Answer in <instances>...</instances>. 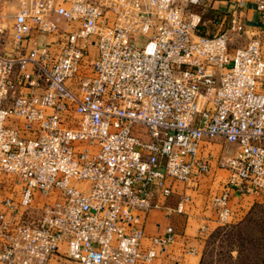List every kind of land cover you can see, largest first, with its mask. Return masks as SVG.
<instances>
[{
    "label": "built area",
    "instance_id": "built-area-1",
    "mask_svg": "<svg viewBox=\"0 0 264 264\" xmlns=\"http://www.w3.org/2000/svg\"><path fill=\"white\" fill-rule=\"evenodd\" d=\"M211 1L0 0V264H152L178 234L148 216L212 173L218 137V222L231 188L264 203L262 40L233 46L242 5L201 35Z\"/></svg>",
    "mask_w": 264,
    "mask_h": 264
},
{
    "label": "crops",
    "instance_id": "crops-1",
    "mask_svg": "<svg viewBox=\"0 0 264 264\" xmlns=\"http://www.w3.org/2000/svg\"><path fill=\"white\" fill-rule=\"evenodd\" d=\"M242 5V15L246 25L245 32L241 35L235 34L234 37H242V41L247 43L253 36L257 35L262 40L264 48V17L257 9L254 0H213L209 7L200 10L202 12L203 24L199 33L201 35L212 36L226 30L230 26V21L235 10ZM16 6V1L12 2L11 10ZM7 8V7H6ZM10 9V8H9ZM243 44V43H242ZM236 44H233L235 46ZM241 45V44H240ZM214 145L220 146L223 150V143H226L223 137H218ZM212 144L202 146L200 155L209 157L213 153L214 167L217 150H214ZM208 175H202L194 181L180 183L173 194L165 201V206L161 209L154 210L147 218L146 230L148 234H160L167 226L176 227L184 224V228L178 234L177 242L169 246L168 251L161 252L152 264H199L203 247L200 238V228L203 223L212 227L218 225L216 210L213 207L215 195L221 193L223 183L229 175L228 170L220 168ZM214 171V172H213ZM229 205L234 211V219H241L253 204L251 194L242 195L236 188H231ZM184 195L191 197V202L186 205L184 213L176 211L178 203ZM176 226V227H175ZM178 228V227H177ZM195 250V253L188 250Z\"/></svg>",
    "mask_w": 264,
    "mask_h": 264
},
{
    "label": "rangeland",
    "instance_id": "rangeland-1",
    "mask_svg": "<svg viewBox=\"0 0 264 264\" xmlns=\"http://www.w3.org/2000/svg\"><path fill=\"white\" fill-rule=\"evenodd\" d=\"M208 7L209 5L202 6L200 10ZM11 11L9 9L3 11L5 24H11V18L8 17ZM42 39L43 36H40V44ZM240 40L242 41V37H234L236 45L244 44V42L240 43ZM229 69L230 66L225 67V70ZM135 128L138 132H145L139 125ZM216 141L215 139L212 145L214 150H217V154H220L222 152L220 146L214 145ZM223 145V152L226 149L235 148V145L227 142ZM218 169L220 168L214 167V171ZM9 180L15 179L10 178ZM252 201L253 204L249 206L248 212L241 219H232L227 223H219L212 227L205 223L202 224L200 238L203 247L199 264H264V203L259 196H252ZM177 227L176 230L180 233L184 224Z\"/></svg>",
    "mask_w": 264,
    "mask_h": 264
}]
</instances>
